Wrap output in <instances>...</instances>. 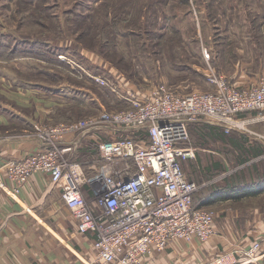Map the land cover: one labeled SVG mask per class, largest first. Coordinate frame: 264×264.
Here are the masks:
<instances>
[{
	"label": "built area",
	"instance_id": "built-area-1",
	"mask_svg": "<svg viewBox=\"0 0 264 264\" xmlns=\"http://www.w3.org/2000/svg\"><path fill=\"white\" fill-rule=\"evenodd\" d=\"M205 75L209 91L182 94L166 85L156 86L148 95L125 97L130 107L105 112L73 122L36 124L34 135L41 149L20 160L0 165V187L7 189L6 175L19 194L36 173L50 177L62 187V199L72 212L80 234L92 240L96 253L93 264H143L154 253H163L173 242L206 243L216 234L211 210L196 208L194 196L201 186L191 182L183 163L196 159V149L185 146L190 140L189 125L199 120L221 128L226 134L251 132L264 125V76L250 85H238L209 62ZM75 68L74 60L60 56ZM78 66V65H77ZM81 68V67H80ZM77 75L100 87L117 92L100 75L83 68ZM145 94V93H143ZM147 94V93H146ZM105 130L109 139L98 142L103 167H90V178L77 161L80 142L69 137ZM147 131L149 141L135 136ZM96 194L94 204L85 197V185ZM262 239L244 250V257L227 253L206 264H244L258 257Z\"/></svg>",
	"mask_w": 264,
	"mask_h": 264
},
{
	"label": "rangeland",
	"instance_id": "rangeland-1",
	"mask_svg": "<svg viewBox=\"0 0 264 264\" xmlns=\"http://www.w3.org/2000/svg\"><path fill=\"white\" fill-rule=\"evenodd\" d=\"M113 23L116 26L112 30ZM106 31L116 38L112 45L100 41L103 35L107 37ZM7 36L22 46L27 38L39 37L48 42L47 65L21 60L13 70L2 67L15 75L17 83L29 86L40 83L57 87L65 79L66 85L94 81L77 75H86L83 67L129 96V91L122 89L129 84L147 93L158 85L182 94L209 91L212 87L205 75L209 64L205 50L210 64L238 85L253 84L264 76V0H0V46ZM60 56L74 60L75 68ZM22 65L32 67V81L23 75L26 69ZM69 89L62 86L61 94L69 95ZM207 125L204 120L189 125V147L216 143L205 136ZM257 130L264 133V125ZM226 136L235 138L244 148L264 150V140L251 132L234 131ZM225 150L227 162L209 175L211 180H219L213 188L235 177L246 180L254 168L264 170V154L243 156L233 147ZM77 161L88 178L96 174L89 167L105 165L96 149ZM185 171L195 175L200 169L195 162H188ZM89 188L86 184L84 197L92 205L95 200L88 196Z\"/></svg>",
	"mask_w": 264,
	"mask_h": 264
},
{
	"label": "crops",
	"instance_id": "crops-1",
	"mask_svg": "<svg viewBox=\"0 0 264 264\" xmlns=\"http://www.w3.org/2000/svg\"><path fill=\"white\" fill-rule=\"evenodd\" d=\"M4 41L0 46V165L6 160L23 159L41 149V142L33 133L36 124L84 119L85 116L130 107L125 99L129 95L122 94L121 90L113 92L94 82L66 85L68 81L63 80L65 82L57 87L59 90L62 86L70 88L69 95L61 94V90L59 92L57 87L48 84L17 83L15 75L4 68L13 70L21 60L48 63L37 56H16L12 52L15 40L7 36ZM22 67L26 69L23 75L27 81H32V67ZM122 89L136 98L148 95L134 84ZM218 130L222 129L207 128L205 136L216 143L206 144L204 148L195 147L196 159L188 161L195 162L200 169L195 175L186 172L194 182H201L202 173H209L227 162L225 148L233 146L212 138L211 134L217 136ZM109 138L107 131L94 130L85 136L69 137L67 144L72 140L79 141L76 159L81 155L87 158L95 149L100 156L98 142ZM2 180L7 189L0 187V264H93L96 261L92 240L79 233L76 220L62 199V187L52 185L48 175L36 173L19 194H14L11 192L14 183L6 175H2ZM216 181L219 182L218 179L201 182L200 190L207 192L210 185L217 184ZM223 185L226 183L220 186ZM88 196L96 200L93 189H88ZM205 208L215 211L216 234L209 241L173 242L165 252L154 253L143 264H206L230 252L244 257V250L256 239L263 240L261 251L256 259L244 264H264V193L219 200Z\"/></svg>",
	"mask_w": 264,
	"mask_h": 264
},
{
	"label": "trees",
	"instance_id": "trees-1",
	"mask_svg": "<svg viewBox=\"0 0 264 264\" xmlns=\"http://www.w3.org/2000/svg\"><path fill=\"white\" fill-rule=\"evenodd\" d=\"M115 23V22H114ZM113 25L111 24V29L113 30V28H115L116 24ZM105 35L107 37H104V35L102 36L103 40H100L101 43L102 41H104L105 44H109L112 45V42L115 41V37H113V33L110 32L107 34V31L105 33ZM111 36V39L109 38ZM24 41L23 46L17 42L15 40L14 42V46L17 44V46L12 49V52H14V54H16V56H37L38 58L41 59H47L46 57V48H47V40L43 41L41 38L37 37V38H33V39H24L22 40ZM29 44V45H28ZM104 44V45H105ZM105 45V46H107ZM26 47V49H25ZM45 48V50H44ZM23 50V52H20V50ZM68 122V121H66ZM207 128H212V126H209ZM217 134L219 135H215V134H211L212 138H218V139H222L225 142L231 144V146H233L234 149H237V151H240L242 154L245 155H250V156H256V157H260L261 155L264 154V150L262 149H256L257 147L254 148H244L243 145H240L238 143V141L235 138H228L226 136V133L223 130H218ZM136 140H144V141H149V135L147 131H142L140 133H138L135 136ZM189 142H186L185 145H189ZM185 165L186 162L183 163V169L185 171ZM217 171V170H221V167H217L216 169H213V171ZM209 173H205L206 178L203 179L204 177V173H202V180L201 182H208L211 179V176H209L210 174H212V172ZM186 172V171H185ZM253 175H250L248 179H244L243 177H235L233 180L231 181H225L226 186H219V187H212V185H210L208 188L212 187L211 189H207V192H203V190H199L195 196H194V206L196 208H205V206H209L219 200H236V199H241L247 196H257L259 194L264 193V170L260 171H254L252 173ZM188 179L191 182H194V180H192V178H190L188 176ZM198 185H201L203 183L199 182V181H195Z\"/></svg>",
	"mask_w": 264,
	"mask_h": 264
}]
</instances>
